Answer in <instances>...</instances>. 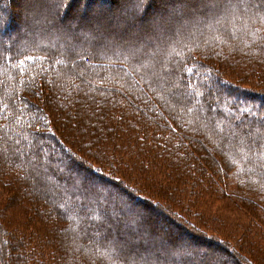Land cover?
<instances>
[{"label": "trees", "instance_id": "16d2710c", "mask_svg": "<svg viewBox=\"0 0 264 264\" xmlns=\"http://www.w3.org/2000/svg\"><path fill=\"white\" fill-rule=\"evenodd\" d=\"M50 1L0 0V264H205L185 231L264 264V0L190 6L169 50L172 24L108 44Z\"/></svg>", "mask_w": 264, "mask_h": 264}, {"label": "rangeland", "instance_id": "374dc122", "mask_svg": "<svg viewBox=\"0 0 264 264\" xmlns=\"http://www.w3.org/2000/svg\"><path fill=\"white\" fill-rule=\"evenodd\" d=\"M79 0H75L77 2ZM180 1H184L186 3L182 4V8L178 10V8L175 6L176 3H179ZM203 0H152L150 3V6L148 7L147 11H149V14L141 12L138 13V16H135L136 13L132 14L133 8L136 7V2L134 0H111V3L109 1L103 2L100 0H89L88 6L85 9L86 5L84 3L83 5V11H80L83 13V15H88L91 16L88 21V25L92 27L95 31L103 33L107 36L106 39H102L103 42L108 43V44H114V45H119L123 43H130V44H136L138 41H142L145 39H148L149 37L154 38L155 36H158L157 34H160L161 32L165 33V38L168 37L169 33V28H164L167 27V25H171V37L167 39L165 48L166 50H169L172 48L173 45H178L180 39L184 38V35L178 34L177 33V22L174 21V18L177 16V18L180 20L182 19V15L188 14L189 17L191 16L192 13V8L190 6H193L194 8H199L200 9V4L202 3ZM205 1V0H204ZM217 1V0H215ZM218 1H223V0H218ZM227 1V0H224ZM50 0H44L45 6L41 7L39 6L38 0H25L24 4L26 5V11L28 13V16L32 13L35 14L36 10L43 11L44 8L50 9ZM21 0H13L12 5L10 6H5L6 9L8 10H14L18 9L19 7L24 5ZM169 4H173L172 8H167ZM205 4V2H204ZM80 2L73 3L74 7L80 8ZM130 5L133 6L130 8ZM12 6V7H11ZM82 7V6H81ZM13 8V9H12ZM23 10V11H25ZM164 10H166L165 14L163 13ZM25 11V12H26ZM99 12V14H103L102 18H97L96 14L94 12ZM66 13V12H64ZM70 13V12H67ZM11 15L13 17V13L11 12ZM206 16H209L206 14ZM15 17V18H14ZM13 19L15 21L11 22V25L9 27V30L13 31V24L14 22H21L22 17H20V20L14 16ZM98 19V20H96ZM123 20H127L129 23V29H123L125 26L121 24ZM121 24V25H120ZM15 25H17L15 23ZM20 27L21 24H18ZM10 32V31H9ZM147 37V38H146ZM161 38V37H160ZM160 40V39H159ZM129 41V42H127ZM133 42V43H132ZM162 47H164L161 42L157 44V47L155 48L156 51L160 50ZM164 49V48H163ZM173 83V82H172ZM172 83H168L171 85ZM53 150H58V147H55ZM25 167V165H24ZM79 173L83 175V177H86L88 172L85 171L83 168L79 170ZM92 180L96 181L97 183L104 184L105 181L100 179L99 177L92 178ZM95 191V190H94ZM118 192L124 193L123 195L126 194V191L122 189H117ZM121 193V194H122ZM119 194V193H118ZM26 203H30L29 201H32L31 198H25L23 199ZM38 201H43L42 197L41 200L38 199ZM48 203V202H47ZM130 203L134 204L136 208L142 209L143 207L140 205V202H137L135 199H131ZM41 209L43 210V215L46 216L47 219L50 222H52V219L55 221L56 219L54 218L53 213L50 210H47L49 207L44 203L43 206H40ZM160 213V212H159ZM160 217V216H159ZM163 221L160 223V227H157V232H159L161 235L165 237V232H167V229L173 228V224L171 221L168 220L167 217H164ZM45 220H39V223H43ZM182 236L180 237L182 242L184 243H191L193 245L198 246L201 250V254L204 255L205 252H210L211 250H220L215 247L213 244L205 245L198 241L196 237L192 236L188 232H182ZM164 239V238H163ZM12 250V249H11ZM13 253L10 251L9 257L11 258V255ZM256 264H260L259 262H256Z\"/></svg>", "mask_w": 264, "mask_h": 264}, {"label": "snow or ice", "instance_id": "6c2138e0", "mask_svg": "<svg viewBox=\"0 0 264 264\" xmlns=\"http://www.w3.org/2000/svg\"><path fill=\"white\" fill-rule=\"evenodd\" d=\"M39 6L43 7L45 6L44 0H38ZM148 0H137V10L138 12H143L146 8ZM205 6L206 7H215V0H205ZM255 6V5H254ZM56 7L60 12H71L73 16L78 15L80 12V9L73 6V0H57ZM261 19L264 20V15L261 16ZM8 23V20L6 17L0 16V30H3ZM28 60H34L36 57L29 56L27 57ZM24 60L19 61V65L24 64ZM17 66V65H14ZM23 70V69H21ZM187 71H192L191 68L187 69ZM199 95V93H197ZM205 258L206 261H205ZM225 257H220L219 255L211 252H205L202 256V261H205V264H219L220 261L225 260Z\"/></svg>", "mask_w": 264, "mask_h": 264}]
</instances>
